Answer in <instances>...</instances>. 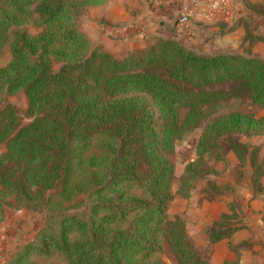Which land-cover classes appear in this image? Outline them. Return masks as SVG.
<instances>
[{
    "label": "trees",
    "instance_id": "trees-1",
    "mask_svg": "<svg viewBox=\"0 0 264 264\" xmlns=\"http://www.w3.org/2000/svg\"><path fill=\"white\" fill-rule=\"evenodd\" d=\"M105 1L0 0V45L12 23L41 17L37 34L14 32L12 57L0 67V91L23 90L31 115L21 124L16 106H0V196L52 210L11 263L36 264L31 253L57 251L65 264H151L163 232L181 264H209L194 251L183 219L165 212L174 179L169 154L224 99L247 91L264 106V59L197 52L169 35L116 57L92 47L77 23L86 6ZM221 82L230 87H211ZM230 131L260 133L264 115L232 110L209 118L185 167L191 178ZM231 146L243 161L245 145ZM139 178L144 194L130 189ZM81 203L86 208L67 211ZM223 221L212 224V241L240 227Z\"/></svg>",
    "mask_w": 264,
    "mask_h": 264
},
{
    "label": "rangeland",
    "instance_id": "rangeland-1",
    "mask_svg": "<svg viewBox=\"0 0 264 264\" xmlns=\"http://www.w3.org/2000/svg\"><path fill=\"white\" fill-rule=\"evenodd\" d=\"M90 6L94 7H90L88 11V5L77 14L78 27L88 35L92 47L99 46L116 57H123L136 49L143 48L162 36H175L174 33L176 34V28H169L168 22L165 27H168L166 31H169L170 34L161 30L160 33L153 32L147 37L143 32L139 36L136 28H132L131 31L127 30V26H122V23H107L102 27L103 20L98 16V7ZM154 26L160 29V24L158 26V23H155ZM23 29L31 34H37L41 30V17L37 13H33L30 18L14 22L9 26L0 45V67L12 57L11 41L14 32ZM248 36L243 33L241 36H236L235 41L231 42L230 39L233 37L230 39H225L223 36L214 37L210 30H204L202 39L196 40L195 34L191 32L183 35L182 38H177L185 46L193 48L197 52H236L264 59L263 38H261L262 40H247ZM139 38L143 39L139 40ZM58 66L59 62L54 61L53 67L57 68ZM211 87L229 88L230 83H216ZM8 103L16 106L21 124L31 119V115L27 111V97L23 90L12 93L5 90L0 91V106ZM232 110L264 115V106L252 100L247 91H242L240 95L224 99L217 108H211L197 125L180 134L176 138L173 151L169 154L174 164V179L171 183V197L165 212L170 219L175 217L183 219L187 237L194 251L209 264H238L240 248L249 249L250 254L255 250L250 245L256 241V238L251 236L241 243H230L231 253L224 249L214 255L213 242L231 236L212 241L210 229L214 221L223 219L221 226L238 224L240 225L238 228H250L255 223L264 225V207L260 210L251 207L255 198H259L264 205V131L251 134L240 131L224 133L217 139L218 144L213 146L209 152L204 153L202 162L197 168L201 170L200 175L191 178L185 170L187 163L197 157L196 143L206 121L217 114ZM232 140L245 145L243 161L231 146ZM5 145L4 141L0 143V152L5 150ZM130 189L135 194H144L142 178L133 182ZM223 202L227 206V211L219 214V205ZM0 205V209L2 208L0 231H3L0 236V244L3 249H5L4 245L12 246L7 253L0 248V251H4V255H0V261L3 264H12L11 260L23 245L28 240L37 237L39 229L45 224L52 210H48L46 207L33 208L18 205L13 195L3 198L0 196ZM84 208H86L85 204L81 203L79 206L69 207L67 211L75 212ZM131 215L127 216L123 226H128ZM52 222L56 221L52 220ZM75 235V232L71 233L72 237ZM156 238L159 248L151 254V264H181L166 235L163 232H158ZM234 255L236 256L234 257ZM29 259L36 264H65V258L57 251L33 252Z\"/></svg>",
    "mask_w": 264,
    "mask_h": 264
},
{
    "label": "crops",
    "instance_id": "crops-1",
    "mask_svg": "<svg viewBox=\"0 0 264 264\" xmlns=\"http://www.w3.org/2000/svg\"><path fill=\"white\" fill-rule=\"evenodd\" d=\"M211 1L221 2V0H107L96 6L99 12L98 16L103 20L102 27L107 23H122V26H127L129 31L136 28L139 36L142 32L147 37L153 32L160 33L161 30L164 33H169L166 31L169 27L176 28L174 35L178 38L191 32L195 34L196 40L202 39L204 30H210L214 37L223 36L225 39L233 37L230 39L231 42H234V38L243 33L249 35L246 37L247 40H262L264 35V6H262L264 0H226L221 2L217 8L211 6ZM90 7L94 6L89 5L88 11ZM167 22L169 26L165 27ZM155 23H158V26L160 24V29L154 26ZM98 27L101 28L100 25ZM142 39L139 38V40ZM251 207L260 210L264 205L259 198H255ZM219 208V214L227 211L224 202L219 205ZM2 233L3 231H0V236ZM251 236H254L256 241L249 245L255 250L250 254L249 249L241 246L238 264H264L263 224L255 223L250 228H238L230 237L213 242V254L216 255L218 251L224 249L231 253L230 243L238 244ZM11 247L4 245L5 249H3L0 244V248L5 253ZM4 251H0V255H4ZM0 264L3 262L0 261Z\"/></svg>",
    "mask_w": 264,
    "mask_h": 264
},
{
    "label": "built area",
    "instance_id": "built-area-1",
    "mask_svg": "<svg viewBox=\"0 0 264 264\" xmlns=\"http://www.w3.org/2000/svg\"><path fill=\"white\" fill-rule=\"evenodd\" d=\"M226 0H221V2H225ZM220 1H211V6L213 8H217L219 6V4L221 3Z\"/></svg>",
    "mask_w": 264,
    "mask_h": 264
}]
</instances>
